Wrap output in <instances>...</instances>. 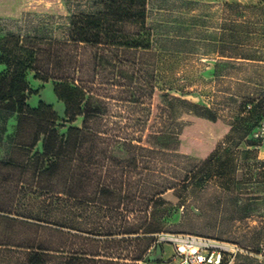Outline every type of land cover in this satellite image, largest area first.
Masks as SVG:
<instances>
[{
    "label": "trees",
    "instance_id": "16d2710c",
    "mask_svg": "<svg viewBox=\"0 0 264 264\" xmlns=\"http://www.w3.org/2000/svg\"><path fill=\"white\" fill-rule=\"evenodd\" d=\"M99 5L95 12L71 16L65 41L1 36L0 64L5 67L0 72V110L17 113L16 136L24 120L37 121L31 142L17 143L32 149L40 142V149L21 164L32 169L36 186L47 197L40 211L28 217L62 227L66 219H88L90 211L106 210V220L88 229L106 239L91 237L89 241L109 243L106 249L112 250L125 240L146 244L132 250L131 262H121L109 254L106 259L96 258L99 254L92 248L66 252L51 240L23 246L1 242L0 264H137L152 240L147 234L164 227L185 194L204 180L208 166L217 162L223 169L238 142L254 144L248 138L264 113V92L245 101L236 120L227 123V145H207L202 129L223 119L212 107L157 86L158 57L146 23L147 0H100ZM128 54H134L133 58ZM142 54L149 57L147 64L154 71L145 85H133L131 74ZM45 60H51L52 66ZM125 66L132 67L131 74ZM28 71L34 72V79L52 81L68 124L64 130L56 125L58 113L52 105L42 100L35 108L28 105L27 97L38 91L29 85ZM99 78L101 85H97ZM111 102L140 107L142 112L115 115ZM78 117L82 118L80 126L72 124ZM193 154L206 155L203 166L198 162L170 164L194 159ZM6 162L13 163L11 159ZM113 213L121 219L110 220ZM139 232L144 235L116 238Z\"/></svg>",
    "mask_w": 264,
    "mask_h": 264
},
{
    "label": "rangeland",
    "instance_id": "374dc122",
    "mask_svg": "<svg viewBox=\"0 0 264 264\" xmlns=\"http://www.w3.org/2000/svg\"><path fill=\"white\" fill-rule=\"evenodd\" d=\"M17 1L21 19L18 36L42 41H65L72 15L101 8L100 0ZM146 6V23L158 60L155 71L147 64L149 57L143 54L137 56L138 64L133 74L132 67L125 66V70L133 75L132 84L145 85L154 71L158 87L171 88L187 100L212 107L223 119V124L207 123L202 129L207 136L204 140L208 141L207 145L221 143L224 147L228 144L224 137L227 123L236 120L245 101L264 92V0H147ZM9 46L18 53L13 44ZM45 61L46 65L52 66L51 60ZM4 67L5 64H0V72ZM33 75V71H28V83L38 87V91L27 97L28 104L34 107L42 99L52 105L58 113L56 125L63 126L59 128L64 130L68 124L63 104L53 92L52 81L42 82ZM116 79L125 80L122 77ZM99 81L100 78L97 85H101ZM131 91L135 94L136 88L133 86ZM111 103L115 115L122 112L138 116L142 112L140 107ZM250 108L247 105V109ZM81 121L82 118L78 117L72 124L80 126ZM263 125L264 113L248 138L254 144L247 145L244 141L238 142L237 146L232 144L235 151L229 165L221 169L217 162H213L208 166L204 180L185 194L180 206L167 216L164 227L147 234L152 240L137 264H176L172 258V245L158 242L156 235L159 233L195 234L240 248L231 256H225L223 264H264V140L260 136ZM20 128L19 136H16L17 129L5 136L4 132L0 134V243L23 246L51 240L56 246H63L66 252L92 248L99 254L96 258L106 259L109 254L121 262L129 261L132 250L137 246L142 248L145 242L125 240L118 242L119 245L112 250L106 249L109 243L88 240L91 237L106 239L88 231L91 226L94 228L101 220H106L109 215L106 210L90 211L88 219L80 216L73 218L72 222L66 219L62 227L28 217L40 211L47 196L41 187L36 186L32 169L21 164L40 149V142L32 149L17 145L31 142L38 130L37 121L26 119ZM205 156L194 155V159L174 160L170 164L198 162L203 166ZM8 159L13 163L6 162ZM63 212L69 215L66 210ZM115 219L120 220L121 216L113 213L110 220ZM143 235L139 232L117 235L116 238Z\"/></svg>",
    "mask_w": 264,
    "mask_h": 264
},
{
    "label": "built area",
    "instance_id": "2783aa9c",
    "mask_svg": "<svg viewBox=\"0 0 264 264\" xmlns=\"http://www.w3.org/2000/svg\"><path fill=\"white\" fill-rule=\"evenodd\" d=\"M264 140V125L260 133ZM159 241L169 243L173 247V256L176 264H221L225 256H231L240 250L228 242L207 238L195 234L159 233Z\"/></svg>",
    "mask_w": 264,
    "mask_h": 264
},
{
    "label": "crops",
    "instance_id": "0c3cea01",
    "mask_svg": "<svg viewBox=\"0 0 264 264\" xmlns=\"http://www.w3.org/2000/svg\"><path fill=\"white\" fill-rule=\"evenodd\" d=\"M17 5V0H0V38L1 36L5 35H20L19 31L21 30V28L19 27V24L21 22V19L18 16L19 10H17ZM31 88L33 90H36V88L38 87L35 88L31 83ZM37 105L38 104H36V106L32 108L37 107ZM17 119V113H10L4 110H0V134H3L4 132L5 136V134L14 132L17 129ZM1 141L4 143L5 139L3 138Z\"/></svg>",
    "mask_w": 264,
    "mask_h": 264
},
{
    "label": "water",
    "instance_id": "95a60500",
    "mask_svg": "<svg viewBox=\"0 0 264 264\" xmlns=\"http://www.w3.org/2000/svg\"><path fill=\"white\" fill-rule=\"evenodd\" d=\"M158 253H159V249H158Z\"/></svg>",
    "mask_w": 264,
    "mask_h": 264
}]
</instances>
